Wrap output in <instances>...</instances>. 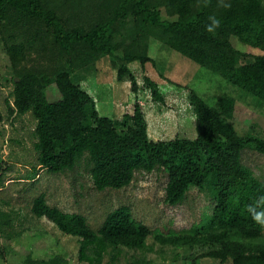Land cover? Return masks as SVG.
Here are the masks:
<instances>
[{
    "label": "trees",
    "instance_id": "trees-1",
    "mask_svg": "<svg viewBox=\"0 0 264 264\" xmlns=\"http://www.w3.org/2000/svg\"><path fill=\"white\" fill-rule=\"evenodd\" d=\"M0 37L12 69L11 75L0 74L13 85L12 107L6 104L10 115L29 113L35 120L39 169L62 174L83 163L99 192L128 187L138 172H163L164 201L172 207L191 190L210 195L206 224L162 235L135 220L128 207L109 213L95 231L85 217L49 207L40 194L31 214L77 240L79 264H103L107 256L115 264L123 249L146 250L150 237L174 248L208 247L202 257L220 264H264V224L249 211L264 212V181L242 162L246 150L264 155V138L239 135L233 125L238 112H253L243 95L264 105V0H0ZM151 42L242 93L240 99L223 93L209 105L190 91L193 140H150L139 104L120 121L101 116L74 80L76 70L108 57L117 80L127 78L137 92L128 66L153 63ZM33 55L39 59L30 61ZM144 81L151 98L162 103L158 84L146 76ZM2 216L0 225L10 227L9 217ZM24 264L70 263L56 256L46 261L27 257Z\"/></svg>",
    "mask_w": 264,
    "mask_h": 264
},
{
    "label": "rangeland",
    "instance_id": "rangeland-1",
    "mask_svg": "<svg viewBox=\"0 0 264 264\" xmlns=\"http://www.w3.org/2000/svg\"><path fill=\"white\" fill-rule=\"evenodd\" d=\"M6 51L0 37L1 75L12 74ZM149 55L153 63L145 68L139 63L128 66L136 80L137 92L132 90L127 78L117 80V72L108 57L89 69L76 70L74 80L93 96L103 117L120 121L125 114L132 113L135 104L141 105L148 137L154 142L196 137L195 118L188 102L190 91L196 92L209 105L223 93L239 99L242 95L221 77L174 51L162 49L158 42H151ZM34 58L39 59L33 55L30 61ZM145 76L158 84L164 99L162 103L151 98ZM12 91L11 83L0 80V223L4 222L2 214L7 215L11 223L10 227L0 225L3 226L0 228V264H24L27 257L46 261L56 256L68 259L70 264H79L77 240L64 236L50 222L31 214L32 201L40 194L45 196L49 207L85 217L95 231L109 213L120 207L130 208L135 220L162 235L180 233L202 222L206 224V216L212 208L210 195L191 190L182 204L169 206L164 201L167 176L163 172H138L128 187L99 192L83 163L62 174L39 169L34 149L36 122L29 113L10 115L6 102L12 107ZM243 96L242 102L253 112H238L233 125L239 135L250 133L264 138V105ZM242 162L264 181V155L246 150ZM33 171L35 179L27 180ZM208 251L204 246H164L150 237L146 250L123 249L115 264H129L133 260L141 264H220L202 257ZM103 264H109L108 256Z\"/></svg>",
    "mask_w": 264,
    "mask_h": 264
},
{
    "label": "clouds",
    "instance_id": "clouds-1",
    "mask_svg": "<svg viewBox=\"0 0 264 264\" xmlns=\"http://www.w3.org/2000/svg\"><path fill=\"white\" fill-rule=\"evenodd\" d=\"M260 201L264 203V197H261ZM249 211L252 213L254 220L258 221L261 224H264V212H257L254 207H249Z\"/></svg>",
    "mask_w": 264,
    "mask_h": 264
},
{
    "label": "crops",
    "instance_id": "crops-1",
    "mask_svg": "<svg viewBox=\"0 0 264 264\" xmlns=\"http://www.w3.org/2000/svg\"><path fill=\"white\" fill-rule=\"evenodd\" d=\"M91 97H93L92 95H90Z\"/></svg>",
    "mask_w": 264,
    "mask_h": 264
}]
</instances>
